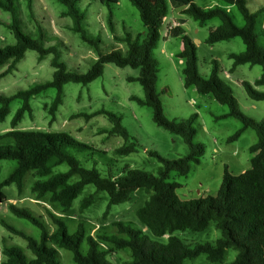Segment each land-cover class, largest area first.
Instances as JSON below:
<instances>
[{
	"label": "trees",
	"instance_id": "obj_1",
	"mask_svg": "<svg viewBox=\"0 0 264 264\" xmlns=\"http://www.w3.org/2000/svg\"><path fill=\"white\" fill-rule=\"evenodd\" d=\"M65 7L62 16H69L72 20L71 30L79 34L84 42L92 46L97 58L86 72L68 70L60 60V51L53 45L43 46V29L37 24V37H29L21 28L17 16L18 0H0V9L10 14V21L5 26L12 32L15 42L0 46V67L6 68L0 72V78L11 72L17 62L23 58L25 51L34 50L41 60L51 54L50 65L53 67L52 78L43 83L34 84L26 89H20L13 95L0 94V122L6 117L12 99L20 98L21 106L16 110L10 122V129L0 133V160L10 159L17 162L14 170L0 181V202L5 195L2 188L14 184L17 192L23 190V177L32 172L36 179L30 186V191L36 199L49 194V201L59 205L62 212L72 207L74 199L87 184L95 186V192L104 191L108 201L103 212L106 217L111 205L126 202L137 189L148 193L144 205L136 210V216L144 229L132 227L130 224L116 221L114 225L117 234L97 233L96 236L86 233L83 223L69 233L64 219L48 210V216L54 225L49 231L44 220L36 216L30 209L18 207L9 203V212L26 219L40 230L39 238H33L7 222L6 215H0V225L14 235L20 236L26 242V249L31 255L25 254L23 248L17 244L7 243L2 239L0 245V264H59L58 249L64 248L72 253L75 264H112L108 259L109 251L101 248L99 241L109 243L114 250L128 248L130 259L121 264H183L185 259H194L204 255L211 263L219 264H264V118L255 120L245 115L238 107L230 86L219 77V64L211 60L209 76H201L197 67L196 45L180 26L173 27L169 33L180 37L182 47L177 56L184 60L182 68L184 87H194L200 94H211L213 98L228 106L229 116L237 118L242 128L235 132L228 140L235 139L244 128H252L257 140L249 148L252 156L250 167L239 174H232L226 167L223 169L221 184L215 196L206 195L189 200H182L176 190L180 187L177 182L168 180L170 172L179 176H186L191 164H198L204 153L202 143H194L196 130L193 120L196 114L186 120L168 119L163 114L162 104L155 90L157 80V60L153 50L160 38V27L163 18L168 14L167 0H129L139 14L144 26V37H133L125 31L123 35L113 34V40L123 43L125 51L114 47L109 52L100 51V38L89 34L83 26L85 13L78 7V0H59ZM110 6L111 0H100ZM185 5L182 13L190 15L193 20L203 25L206 21L218 18V26L209 30L205 42L214 44L234 37H240L244 50L240 53H229L232 60L231 69L241 64L260 65L261 74L253 84L242 81L241 84L247 96L254 100H264V91L256 86L264 84V28L256 26L258 16H264V8L250 12L246 0H221L226 5H233L239 11L244 21L242 26L236 25L230 12L222 6L215 5L208 8L199 6L194 0H175ZM34 0H25L30 17L33 18ZM108 28L114 33L112 13L107 16ZM112 63L117 67L130 66L138 68L139 74L135 78L142 86L144 98L131 96L140 105L151 108L153 122L172 134L180 135L188 147L184 156L166 159L155 152L161 165L158 175L138 169H126L120 175L101 176L97 169L86 168L81 165L68 150L88 148L63 132H47L41 129H17L25 113L31 115L32 108L29 100L47 88L56 90L55 97L46 107L50 115L49 123L55 119V112L62 102V87L65 83L74 82L87 85L102 75L104 65ZM104 115L112 124L108 130L110 134L123 137L128 144L114 150L115 154L127 155L136 151V143L130 139V134L121 124V118L115 112L99 109L85 118ZM130 140V141H129ZM65 163V172L53 173V168ZM78 175L76 181L70 179ZM95 200V194L90 193L79 203L82 212ZM213 223L221 236L215 242H200L193 246L185 244L174 233L177 231H204ZM167 235V241L157 240ZM86 242L87 249L81 251V244ZM236 251L235 258L224 262L226 249Z\"/></svg>",
	"mask_w": 264,
	"mask_h": 264
},
{
	"label": "rangeland",
	"instance_id": "obj_2",
	"mask_svg": "<svg viewBox=\"0 0 264 264\" xmlns=\"http://www.w3.org/2000/svg\"><path fill=\"white\" fill-rule=\"evenodd\" d=\"M110 6H106L100 0H78V7L85 13L83 26L86 31L100 38V51L109 52L114 47L125 51L123 43L113 40V34L123 35L125 31L133 37H144V26L139 18L137 8L129 0H111ZM199 6H203L202 0H195ZM17 16L22 30L32 38L37 37V24L43 29V46H55L60 51V60L65 63L68 70L86 72L97 53L88 43L81 40L79 34L71 30L72 20L69 16H62L65 10L59 0H34L33 18L30 17L25 0H18ZM169 20H176L185 33L196 45L197 67L201 76L207 77L211 71V60L215 59L219 64V77L231 88L239 109L247 116L255 120L264 118V100H254L247 96L241 82L251 84L261 74L260 65L241 64L231 69L232 60L228 54L240 53L244 50V44L240 37H234L226 41L208 44L205 39L210 29L219 25L220 20L213 18L204 25H199L193 18L184 13L176 12L173 0H168ZM210 4V3H209ZM217 4L223 6L221 0ZM211 5V6H212ZM246 6L250 12H256L264 8V0H246ZM112 13L114 33L107 24L108 11ZM230 15L233 22L242 26L244 21L235 6H230ZM263 19V20H262ZM10 21L9 12L0 9V46L13 44L15 38L12 32L5 26ZM264 18L258 16L256 26L262 28ZM166 26L160 27V38L153 50V56L157 60V80L155 90L162 104L163 114L168 119L177 121L186 120L196 114L193 126L196 133L194 143L204 145V153L198 164H191L186 176H179L176 172H170L168 180L177 182L180 187L176 192L182 200L198 198L200 196H215L221 184L223 169L226 167L232 174H239L250 167L252 156L249 148L257 140L255 131L244 128L239 135L228 140L235 132L242 128V123L235 117L229 116L228 106L217 102L211 94H200L194 87H184L182 68L184 60L177 56L182 47L180 37L166 34ZM51 54H47L41 60L34 50H27L16 67L0 78V94L13 95L20 89H26L34 84L49 81L52 78L53 67L50 65ZM6 66L0 67V72ZM139 74L138 68L130 66L117 67L112 63L104 65L102 75L95 78L87 85L68 82L62 87V102L55 112V119L49 123L50 115L47 106L55 97L56 90L47 88L30 98L32 108L31 115L25 113L17 125V129H41L47 132H63L73 137L78 142L84 143L88 148L76 149L68 147L67 150L79 160L86 168H95L101 176L120 175L128 169H138L158 175L161 162L151 153L166 158L174 159L188 153V147L182 137L172 134L164 128L157 126L152 120L151 108L138 104L131 96L144 98L142 86L135 78ZM256 89L264 91V84L256 86ZM22 100L14 98L9 104V110L2 122L0 133L10 129V122L16 110L21 106ZM99 109L115 112L121 118V124L128 133L130 139L136 143V151L127 155H118L114 150L128 144L122 136L110 134V121L104 115H95L85 118L84 114H90ZM130 141V140H129ZM17 166L15 160H0V181L6 178ZM68 166L63 163L53 168V173L65 172ZM78 175H74L70 182L76 181ZM36 179L32 172L23 177V190L18 193L14 184L4 186L2 193L5 195L0 202V215L7 216V222L27 235L38 239L40 230L27 221L9 212L8 204L30 209L36 216L42 218L49 231L54 229L47 211L61 216L66 222L69 233H73L78 223H83L86 233L96 236L97 233L117 234L114 223L116 221L130 224L132 227L141 228L147 232L136 216V210L142 207L148 198V193L143 189H137L131 194L128 201L111 205L106 217L105 211L108 195L104 191L95 192L93 184H87L74 199L72 207L61 213L58 204L49 201V194L41 199H36L30 191L32 182ZM90 193L95 194L94 202L82 212L78 206L80 201ZM185 244L193 246L200 242L213 243L221 236L220 231L211 223L204 231H177L174 233ZM151 236V235H150ZM155 239V237L151 236ZM2 239L7 243H13L23 248L25 254L31 255L26 249V242L18 235H14L0 225V245ZM161 242L167 241V235L158 238ZM101 248L109 251L108 259L112 264H121L130 259L128 248L114 250L109 243L99 241ZM87 244H81V251L85 252ZM59 264H75L72 253L64 248L58 249ZM236 251L226 249L224 262H230L235 258ZM183 264H219L209 262L204 255L194 259H185Z\"/></svg>",
	"mask_w": 264,
	"mask_h": 264
},
{
	"label": "crops",
	"instance_id": "obj_3",
	"mask_svg": "<svg viewBox=\"0 0 264 264\" xmlns=\"http://www.w3.org/2000/svg\"><path fill=\"white\" fill-rule=\"evenodd\" d=\"M168 1V0H167ZM195 1V0H194ZM203 1V3H205L206 2V0H202ZM173 2H174V7H173V9L176 11V12H179V13H182V10L185 8V5H183V4H181V3H178V2H176L175 0H173ZM210 3V4H209ZM211 3H216V0H207V2L205 3V4H203V6H201V7H203V8H208V7H212V6H215V5H217V4H214V5H212ZM212 5V6H211ZM230 6H233V5H226V4H224L222 7H224L225 9H227L228 11H230L229 10V8H230ZM168 10H169V4H168ZM168 13H169V11H168ZM263 18H264V16H263ZM169 20V16H168V14L164 17V19H163V22H162V24H165V26H166V34H168L169 33V31H170V29L171 28H173V27H175V26H178V22L176 21V20H174V19H172V20H170V21H168ZM263 20V19H262ZM207 22V21H206ZM205 22V23H206ZM204 23V24H205ZM203 24V25H204ZM263 25H264V22H263ZM263 28H264V26H263ZM243 170H241V172H242Z\"/></svg>",
	"mask_w": 264,
	"mask_h": 264
},
{
	"label": "built area",
	"instance_id": "obj_4",
	"mask_svg": "<svg viewBox=\"0 0 264 264\" xmlns=\"http://www.w3.org/2000/svg\"><path fill=\"white\" fill-rule=\"evenodd\" d=\"M163 19H164V18H163ZM171 29H172V28H171ZM171 29H170V30H171Z\"/></svg>",
	"mask_w": 264,
	"mask_h": 264
}]
</instances>
